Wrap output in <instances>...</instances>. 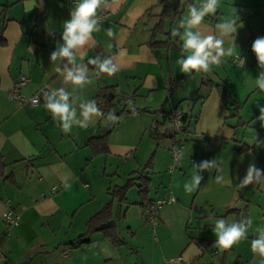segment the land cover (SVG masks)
Returning <instances> with one entry per match:
<instances>
[{
    "label": "crops",
    "instance_id": "1",
    "mask_svg": "<svg viewBox=\"0 0 264 264\" xmlns=\"http://www.w3.org/2000/svg\"><path fill=\"white\" fill-rule=\"evenodd\" d=\"M160 1L108 0V6L98 10L101 31L93 33L95 44L84 62L96 55L110 56L120 71L97 77L91 65L92 83L73 90L54 71L50 55L63 43L62 25L75 0H36L30 12L25 11L26 0H0V35L6 40L0 45V264H258L250 245L254 229L264 226V181L237 187L250 162L264 170V147L251 143L255 135L264 140V128L256 121L264 93L252 83L260 71L256 57L251 50L244 68L225 57V63L208 73H181L177 60L182 42L172 37L171 29L190 4L202 0H182L183 7L189 5L181 17L166 22L165 30L175 43L171 48L150 44ZM220 2L202 30L215 34V25L232 6L237 8L243 24L235 40L239 52L253 33L264 32V0ZM109 28L114 37L107 35ZM21 75L31 79L22 89L25 96L64 86L80 103L96 101L100 89L109 87L116 102L122 97L129 101L118 107L123 112L109 132L104 131L105 115L93 126H74L64 133L45 110L44 93L38 105L20 106L10 98ZM168 80L177 84L171 96ZM217 84L232 98L225 99ZM135 108L145 110L127 111ZM173 108L187 116V130L179 135L164 118ZM156 122L159 132L167 135L162 139L154 137ZM105 134L106 139H97ZM180 143L181 165L171 169L172 149ZM151 157L149 199H176L159 209L156 224L146 219L143 197L131 193L132 187L128 202L112 194ZM213 158L222 161L220 167L203 171L201 185L186 193L183 185L193 164ZM217 175L224 177L222 183L216 182ZM139 184L137 180L134 186ZM53 186L58 189L52 191ZM7 201L21 214L18 226L9 228L3 220ZM109 204L121 243L97 231L85 236L87 246L79 245L88 221ZM216 218H251L247 240L228 250L213 247Z\"/></svg>",
    "mask_w": 264,
    "mask_h": 264
},
{
    "label": "clouds",
    "instance_id": "2",
    "mask_svg": "<svg viewBox=\"0 0 264 264\" xmlns=\"http://www.w3.org/2000/svg\"><path fill=\"white\" fill-rule=\"evenodd\" d=\"M36 0H26L25 11L30 12L36 7ZM108 6V0H75L69 13V19L63 22L61 40L56 49L50 55V61L55 65L54 71L63 77L64 84L75 88H83L92 83L93 72L89 65L94 66L95 76L107 74L115 75L120 71L119 66L110 56L96 55L88 58V50L95 44L93 33L101 31V25L97 12ZM221 7L220 0H202L197 4H190L186 15L180 19L177 26L171 29L172 37H179L182 42V56L177 60L181 73L191 77L193 73L199 75L208 73L212 66H220L226 61L225 57L232 58L239 68H244L246 57L237 52L235 42L238 28L243 27L240 22L239 10L231 7L230 14L223 16L215 25V34H205L202 24L206 17L215 15ZM109 37H114L111 28L106 30ZM227 42V47L225 44ZM251 50L256 57L260 69L257 77L252 81L254 86L264 93V36L257 37L251 45ZM245 83H248L246 80ZM44 108L54 121L61 127L64 133L72 131L73 127L86 129L97 123L99 118L105 117V113L97 105L95 100H86L77 103L73 92L67 87H49L43 94ZM259 115L256 121L264 128V104H258ZM106 120L116 122L118 117L109 112ZM255 147H264V140L257 135L252 142ZM222 161L217 158L203 160L193 164V173L190 179L184 183L186 193H192L200 185L204 177L203 171L218 169ZM216 182L222 183L224 177L216 176ZM264 181V170L258 168L254 162H250L246 174L239 180L237 187H245L250 184ZM174 202V197L170 198ZM211 219V218H210ZM252 226L251 218L229 222L225 218H216L212 232L216 237L213 247L221 250L231 249L242 240H247L249 229ZM255 238L251 240V252L258 258V264H264V226L254 229Z\"/></svg>",
    "mask_w": 264,
    "mask_h": 264
},
{
    "label": "trees",
    "instance_id": "3",
    "mask_svg": "<svg viewBox=\"0 0 264 264\" xmlns=\"http://www.w3.org/2000/svg\"><path fill=\"white\" fill-rule=\"evenodd\" d=\"M191 1V0H189ZM161 11L157 15L158 20L154 27L152 28V36L150 40L151 46L154 47H166L171 48L175 45L171 35L165 30V24L167 21H175L176 19L180 18L183 12V1L182 0H161ZM148 14H151L148 12ZM168 35L167 39L160 40L158 39L159 35ZM6 43L5 38L0 35V45H4ZM91 67V65H89ZM207 84H213L206 82ZM217 88L219 89V92L225 99H231V95L222 84H217ZM99 97L97 98L96 102L100 99L101 102L97 105L101 108V110L107 115L109 112L114 110V114L118 116L123 111H118L117 103L115 101V96H113V92L110 90L109 87H102L100 89ZM112 93V94H111ZM145 109H129L128 112H135V111H142ZM126 111V110H125ZM187 122V116L184 114L183 116V130L184 132L187 130L186 123ZM156 130L154 133V137L157 139H162L163 137L167 136L166 134L159 132V122H156ZM108 134H105L103 137H98L97 139H106ZM152 157L149 159V161L144 165V167L141 170H137L133 173H131V177L127 180L126 184L123 186H116L112 192L113 197L117 198L121 202H128L127 201V192L128 190L133 187L136 184V181H140V184L138 185L139 191L141 196L143 197V201L141 203L146 204L149 202H152L151 199H149V190H150V178L148 177V170L152 166ZM1 163V162H0ZM137 174V177H134ZM88 232L81 236L79 240L81 242H87L85 236L87 234H91L93 232L100 231L102 232L107 238H110L113 242L116 244L121 243V240L119 239L117 230H116V224L115 221L111 217V204H109L103 211L99 212L95 216H93L87 223Z\"/></svg>",
    "mask_w": 264,
    "mask_h": 264
},
{
    "label": "built area",
    "instance_id": "4",
    "mask_svg": "<svg viewBox=\"0 0 264 264\" xmlns=\"http://www.w3.org/2000/svg\"><path fill=\"white\" fill-rule=\"evenodd\" d=\"M264 36V32L262 31H257L255 33H253L248 39L247 41L243 44L241 50L239 51L242 57H246V55L251 51V45L252 42L257 38V37H261ZM238 52V53H239ZM234 61V60H233ZM30 77L27 75H21L19 76V78L16 80V82L14 83L13 88L11 89L9 96L11 99L16 100L20 106H24L27 104L30 105H38L40 102V93H45L47 90V88H42L40 90V93H36L32 96H25L22 94V89L24 86H26L29 82H30ZM177 84L175 82H173L172 80H168L167 82V91H168V96H171L173 91L175 90ZM129 101V99H126L125 97H122L118 100L117 103V108L120 105H125L127 104ZM101 100L98 101V103H100ZM111 112L114 113V110H112ZM183 116H184V112L182 109L180 108H173L170 112H168L165 115V120L166 122H168V124L170 125V127L175 131V135H179L184 133L183 130ZM156 128V123L153 125V128ZM184 149V144L180 143L176 146L173 147L172 149V157H173V164L170 166L171 169L176 168L177 166L181 165V159H182V152ZM58 189L57 186H53L51 188L52 191H56ZM171 197H174L173 195L167 196V197H163L157 200H153L152 202L146 203L145 207H144V213H145V217L148 221H150L153 224H156L157 222V215H158V211L159 209L168 203H171ZM176 201L175 197H174V202ZM3 220L6 223V225L11 228V227H15L18 226L20 224L21 221V214L19 212H17V210L14 208L13 205L10 204L9 201L6 202V206H5V210L3 211L2 214ZM79 245H83V246H87V242H80ZM215 253H217V251H215ZM64 256H68L69 255V251H64ZM3 255L0 256V260L3 259ZM174 263H177L178 260L174 259L173 260Z\"/></svg>",
    "mask_w": 264,
    "mask_h": 264
},
{
    "label": "water",
    "instance_id": "5",
    "mask_svg": "<svg viewBox=\"0 0 264 264\" xmlns=\"http://www.w3.org/2000/svg\"><path fill=\"white\" fill-rule=\"evenodd\" d=\"M114 125H115L114 122L107 121L105 126H104V131L109 132L114 127Z\"/></svg>",
    "mask_w": 264,
    "mask_h": 264
},
{
    "label": "rangeland",
    "instance_id": "6",
    "mask_svg": "<svg viewBox=\"0 0 264 264\" xmlns=\"http://www.w3.org/2000/svg\"><path fill=\"white\" fill-rule=\"evenodd\" d=\"M188 5H189V4H187V5L185 4V6H188ZM185 6H184V7H185ZM184 7H183V8H184ZM130 190H131V191H130L131 193H132V191H134L135 193H137V195H138L139 197H141V194H140V191H139L138 187L134 186V187H132ZM130 192H129V193H130ZM149 194H150V193H149ZM148 197H149V196H148ZM138 209H140V208H138Z\"/></svg>",
    "mask_w": 264,
    "mask_h": 264
}]
</instances>
